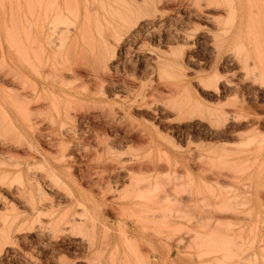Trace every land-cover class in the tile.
Instances as JSON below:
<instances>
[{"label": "rangeland", "instance_id": "obj_1", "mask_svg": "<svg viewBox=\"0 0 264 264\" xmlns=\"http://www.w3.org/2000/svg\"><path fill=\"white\" fill-rule=\"evenodd\" d=\"M17 1L19 10L16 0H0V107L12 110L13 87L20 79L22 92L32 91L35 83L54 132H72V138L64 139L71 157L60 174L59 190L47 189L44 235L23 234L27 239L0 252V264H264V85L239 83L242 65L264 69V8L259 6V14L249 21L241 16L238 40L246 46L247 60L242 50L236 62L228 55L238 42L227 39L240 18L238 11L220 12L212 25L197 13L195 0H152L158 10L153 21L131 25L118 43L109 36L117 47L105 52L104 73L91 55L87 61L77 56L82 58L78 61L77 46L65 40L59 46L54 38L57 50L44 42L33 44L34 50L42 46V52L37 50L40 67L32 48L22 57L29 56L30 63L36 58L32 65L39 68L38 77L30 63L19 60L21 51L10 48L20 19L22 28L34 29L26 24L31 21L29 0ZM18 67L28 79L13 77ZM71 67L74 73L61 71ZM42 68L49 71L50 81L43 79ZM215 79L220 87L216 93ZM208 81L213 86L205 91ZM0 131L8 135L4 126ZM107 185L113 189L105 193L106 201L94 204L89 197L99 199L98 186ZM150 204L156 216L143 218Z\"/></svg>", "mask_w": 264, "mask_h": 264}, {"label": "bare ground", "instance_id": "obj_2", "mask_svg": "<svg viewBox=\"0 0 264 264\" xmlns=\"http://www.w3.org/2000/svg\"><path fill=\"white\" fill-rule=\"evenodd\" d=\"M17 2L18 1L16 0V2L14 3L16 8L19 7V2L18 3ZM27 3H28L27 4L28 8L25 5V10H27V9L29 10V14L28 13L27 14L31 17L30 18L31 21L26 17L29 20L27 22V19H26V22H27L26 24L28 26L33 25L34 29L30 30L31 28H29V27H25L26 29L22 28V27H24L25 23L21 24L20 23L21 19L19 18L20 19L19 25H20L21 30L18 29V27H17L18 23L16 22L17 26H15V27H17V29L15 31L13 30L14 32L12 35H14V38H13V36H11L13 39L11 40V43H9L10 45L12 44L11 45L12 47H10V48H12V51H13V48L15 51H17L16 54H18L20 51H21L20 53H22V51H23L22 54L19 53V55H18L19 60L23 56L26 57V54L28 55V53H25V52H28L27 51L28 49H26V48L29 47V48L33 49V44L35 43V45H36L37 41H38L37 43H39V44L44 42L45 45H47L48 48L50 47V50H51V47L54 46L55 41H56V43L59 41V43H57V44L59 46H61V45H63L62 43H64V40H65V41H67L68 45H72V47H75V46L78 47V53H76L77 55H74V56H76V58L74 57V59L81 61L82 58L78 59L77 56L83 57L84 59L86 57L85 60L87 61V57L91 55L90 57L92 58V62L93 63L95 62L94 65L96 68L98 67L100 74H101V72L104 71L105 68H107L105 62H103V56H104L105 52H107L108 48H110L111 46L113 49L115 47H117V44L113 43L114 40L111 37L114 36L115 40L118 43L117 39L122 37L121 35L124 32L129 31L128 30L129 27L132 28L131 25L135 26L137 24L136 22L139 23V21H143V20L149 22V20H152L154 17H156V16H154L155 11H158L156 9V7L154 6V3L152 2V0L151 1H148V0H29V2H27ZM21 5H20V8H21ZM195 5L198 9L197 13H199L201 16H203L205 20L210 21L211 24L215 22L216 25H217L216 21L219 19L220 12L230 14V15L231 14L234 15V13L238 11L240 14V16H239L240 18H239L236 26L232 29V31L230 32V34L228 35V38H227L228 41L229 40L231 41V40H235V39L238 40V37L240 36L241 21H242L241 16H243V14H245L246 19H248V21L250 19H254L255 17H257V15L259 14V6L264 8V0H195ZM195 5H193V6L195 7ZM14 9H15V7H13V10ZM18 10H19V8H18ZM14 11H16V9ZM217 11H218V13H217ZM22 13H23V11H22ZM14 14L17 15V13H14ZM16 15L14 16L15 18H18L20 16L18 14L16 17ZM23 15L25 16L24 13H23ZM68 15H70V17L72 15L74 17V18L71 17L73 20L68 21V19H69ZM233 15H232V17H233L232 21L234 19ZM220 18H221V16H220ZM225 18H229V16L227 17V15H226ZM22 19H25V18L22 17ZM17 21H18V19H17ZM248 21L245 22V23H247V25H246L247 27L249 26ZM23 22H24V20H23ZM147 25L145 23L144 26H147ZM141 26H142V24H141ZM150 26H151V24H150ZM160 26H161V24H160ZM252 26H253V24H252ZM152 27H153V23H152L151 28ZM156 27H158V25ZM254 27L252 30H254ZM27 28H29V29L27 30ZM229 28L226 30L224 29V30L228 32ZM22 29H24V30H22ZM247 29H246V33H247V31H249ZM224 30L221 29L222 32H225ZM20 31L21 32L23 31V33H21ZM142 32H144V30ZM145 32L147 33V31H145ZM255 33L250 32V34L251 35L253 34V36L255 35ZM21 34L23 36L24 41H27L26 43L28 46L22 44L23 41L21 40V38H22ZM130 34L132 35V33H130ZM247 34H249V32ZM247 34H246V36H247ZM138 35H140V33ZM109 36H111L110 38L112 40H109ZM136 36L137 35L135 34L134 37H136ZM253 36H252V38H253ZM129 37H131V36H129ZM137 37H139V36H137ZM54 38H55V41H54ZM56 39H58V41ZM134 39H136V38H134ZM214 39H215V37H214ZM109 41H112V43L115 44L116 46L111 45L112 43L110 44ZM251 41H252V39H251ZM254 41H255V39H254ZM254 41H252V42H254ZM217 42L219 43V41H217ZM81 43H85L86 46L88 45L87 46L88 49L81 46ZM214 43H216V42H214ZM127 44L128 43H126V45ZM126 45H123V46L128 47V45L127 46ZM235 45L232 47V48H234V51H231L232 49L229 50L228 55H230L231 58L234 59L236 62V59L239 60V57H238L239 55H237V54H239L241 50L245 51L246 46L240 40H238V42H236ZM121 46H122V44H121ZM254 46L256 47V44ZM254 46H253V48H254ZM40 47H42V46L41 45L38 46L39 49L37 48V46H36L35 50L33 49L38 54L37 56L32 54V53L35 54V52L30 53L32 55V57L36 56L39 58V59L37 58L39 60V61L37 60V62H39L38 67L41 66V61H42V58L40 59V57H42V56H39V54H41V52H42L41 51L42 49ZM72 47H71V50L75 51L76 47L74 49H72ZM258 47H259V45H258ZM54 48H56L55 50H57V45L54 46ZM230 48L231 47H229V49ZM32 49H29V50L31 51ZM236 49H237V51H239L238 53H237V51H235ZM254 49L256 51L255 53L257 54L259 51L256 49H258V48H254ZM37 50L38 51L40 50L41 52L39 53V52H37ZM15 51H13V52H15ZM73 51H71V53H70L71 55H72ZM216 52L219 53L220 51H216ZM245 53L246 54L244 55V57L246 56L245 60H247L248 55H247L246 51H245ZM67 54L66 55L68 57L66 56V60L68 58V60L70 61V59H71V57L69 56L70 54L69 53H67ZM106 55H107V53H106ZM111 55L112 54L110 53L109 58H112ZM228 55H226V56H228ZM260 55H261V51H260ZM230 56H228V57H230ZM16 57H17V55H16ZM28 57L26 58V60H28ZM228 57H226V59ZM46 58L47 59H45V61H48L47 55H46ZM231 58H230V61L232 60ZM34 59H36V58L31 59L32 63H30V60H28V63H27L25 58H22L21 61H25L27 66H30V64H31L29 69L32 68L31 70H34V72L36 73L35 75L40 77V73L38 71L39 68H36L37 67L36 64H35V66L32 65L34 62L33 61ZM84 59H83V61H85ZM88 59H89V57H88ZM157 60H159V59L157 58ZM72 61H73V59H72ZM78 61L77 62L73 61L72 63H75L76 67H77ZM228 62H229V60L227 61V63ZM44 63L46 64V62H44ZM93 63H92V65H93ZM238 63H240V62L237 61V65H238ZM246 63H247V61H246ZM81 65H82V63H81ZM252 65H251V63H250V66H247L245 64L242 65L243 68L241 67V70L242 69L243 70H242V72L240 71L242 73V75L240 73V76H239V77H241L240 78L241 80L239 79L240 81L239 80L238 81L240 84L247 82L248 84H251V85L255 84V86L259 85V87H261V85H264V69L256 70L255 66L254 65L252 66ZM32 66H34L35 68ZM42 66H43V64H42ZM251 66H252V68H249ZM67 67H69V66H67ZM52 69L56 70L57 68H52ZM43 71H44V69H43ZM45 71H47V69ZM45 71H44V74L46 76L44 75V78L43 77L42 78L46 79L48 82V79L50 78V74H49V71L47 73ZM61 71H65V72L69 71L70 72L69 74H71V72L74 73L73 72L74 70H72V67L67 68L66 70L62 69ZM106 71H109V70L106 69ZM56 72H58V70H56ZM90 73H92V72H90ZM105 73H107V72H105ZM56 74H58V73H56ZM60 74H62V73L60 72ZM60 74H58V75H60ZM48 75H49V78H48ZM56 76H53V77L51 76L52 81L54 79V81H53L54 83H60V82H56V80H55ZM63 76H65L64 73L62 75V78H63ZM103 76H104V74H103ZM13 77H15V78L20 77L23 79H25V77H26V79H28V77L25 75V72L22 71V69H20L19 67L16 70H14ZM45 77H47V78H45ZM66 77H68V74ZM98 77H100V76H98ZM58 78H60V81L62 80L60 76ZM13 80H14V78H13ZM13 80L11 79L12 82H13ZM20 80H22V79H20ZM20 80H19V82H20ZM27 81L29 82V80H27ZM49 81H50V79H49ZM63 81H65V80H63ZM63 81H61V82H63ZM238 81L236 82L237 84H238ZM214 82H215V83H213L214 86L210 83V81L205 83L204 84V89H206L205 91H207V90L210 91V89H211L210 87L212 85L213 87H215L213 92H215V93L218 92V89L220 88V87L219 88L217 87L218 79H215ZM18 83L14 87L12 86L13 87V98H12L13 108H12V110H5L3 107L2 108L0 107V127L4 126V128L8 129V133H7L8 135H5L4 133L2 134L0 131V207L4 210V211L2 210L3 213L5 212L4 215L2 213H0V252L1 253H2V250L8 249L7 247L13 246V243L15 242V240L25 239L26 235H23L25 233L32 232L36 236L44 235L43 233H45V232H43V220L41 219V215L43 214V210H44L45 205H46L44 200L46 198V195L49 194V191H47V189H49V190L56 189L57 191L59 190V188H60L59 183L61 182L60 174L64 171L65 167H68V165H67L68 164V158L71 157V155L69 153L65 152V151H67L66 149L68 148V146L70 144L66 145V143H65L66 140H64L65 137L72 138L71 130H68V129L64 130L63 129V132H59V133L54 132L52 120H50L47 117L48 115L45 116V114H43V112H44L43 110L46 107V101L44 100L45 98L44 99L42 98L43 97V96H41L42 93L40 94V92L35 91V89H36L35 83H33V84L31 83V85H30V82H29V84H28V86L30 85L29 88H31V86H33L34 91L33 90L31 91L29 89L30 92H29V90H28V92L26 90L27 93L24 91L23 92L21 91V90H24L25 87L23 89L22 84L20 83L21 86H19ZM236 83H234V84H236ZM247 83L245 84V87H247L246 86ZM227 84H230V83H227ZM240 84H238V86ZM23 86H24V84H23ZM43 86H45V85H43ZM232 86H234V85H232ZM248 86H250V85H248ZM222 88H223V86H222ZM224 88H225V85H224ZM248 88H245V89H248ZM241 90H242V88L239 89V92ZM170 92L172 93V91H170ZM245 93H247V92H245ZM249 93L250 94L253 93L252 90ZM218 94L219 93H217L216 95H218ZM253 94H255V93H253ZM256 94H258V93H256ZM262 96H264V95H262ZM218 100H220V99H218ZM233 109H235V108H233ZM116 113H115V115H116ZM218 114L221 116L223 113L220 114L217 112V115ZM115 115H114V118H115ZM227 116H229V115L227 114ZM230 116H231V114H230ZM234 116H235V114H234ZM116 119H119V116H118V118L116 117ZM112 120L115 121L113 118H112ZM5 131H7V130L5 129ZM10 133L16 137H13V135L9 136ZM74 140H75V138H74ZM77 144H79V143H77ZM74 146H76V145H74ZM52 148H54V149L56 148L55 153L52 152ZM109 149H110V146L106 145L105 150L108 152ZM19 151H21L23 155H20ZM3 156H5L6 158ZM66 156H67V158H66ZM260 164H261V162H260ZM260 172H261V170H260ZM98 187H99V193H98L99 199L97 196L95 197V196L90 195L91 197H89V198H91L93 203L97 204V205H99L101 202L102 203L105 202L106 201L105 193L107 191H111L113 189L112 187H110L108 185L104 186V187H102V186H98ZM262 195L264 198L263 191H262ZM257 198H260L259 195H257ZM152 205H153V203H152ZM147 207H149V208L151 207V209H147L146 213H148V214H145V216L143 218H145V217L153 218L154 216H156V213L153 211V209H154L153 206H151V204H150ZM19 209H22V210L19 211ZM228 212H230V211H228ZM225 213H226V211H225ZM224 215H226V214H224ZM226 216H228V215H226ZM141 218L142 217H140V219Z\"/></svg>", "mask_w": 264, "mask_h": 264}]
</instances>
